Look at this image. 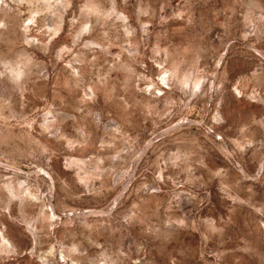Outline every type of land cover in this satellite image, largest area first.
<instances>
[{
	"label": "rangeland",
	"instance_id": "374dc122",
	"mask_svg": "<svg viewBox=\"0 0 264 264\" xmlns=\"http://www.w3.org/2000/svg\"><path fill=\"white\" fill-rule=\"evenodd\" d=\"M0 264H264V0H0Z\"/></svg>",
	"mask_w": 264,
	"mask_h": 264
}]
</instances>
